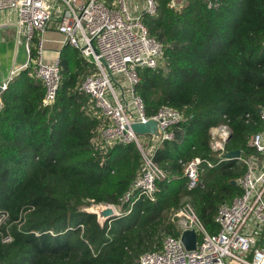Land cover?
<instances>
[{
    "label": "trees",
    "instance_id": "trees-1",
    "mask_svg": "<svg viewBox=\"0 0 264 264\" xmlns=\"http://www.w3.org/2000/svg\"><path fill=\"white\" fill-rule=\"evenodd\" d=\"M169 1L156 0L157 14L143 20L163 58L156 69L138 72L136 87L147 116L163 106L184 115L173 138L153 152L165 175L154 202L138 199L107 221L85 210L118 205L141 155L133 143L94 149L100 121L78 90L93 65L66 45L51 107L41 106L42 84L28 69L1 93L0 264H138L142 254L161 249L164 236L176 235L167 216L184 198L206 232L217 233V208L240 195L232 182L245 168L234 159L217 163L209 131L227 123L225 151L253 153L246 143L262 129L264 0H188L180 10ZM195 157L213 167L203 166V189L187 191L182 163Z\"/></svg>",
    "mask_w": 264,
    "mask_h": 264
},
{
    "label": "built area",
    "instance_id": "built-area-1",
    "mask_svg": "<svg viewBox=\"0 0 264 264\" xmlns=\"http://www.w3.org/2000/svg\"><path fill=\"white\" fill-rule=\"evenodd\" d=\"M143 2L140 11L137 3ZM188 0H170L168 6L182 9ZM156 0H0V13L12 12L16 26V45L24 46L27 60L22 67L29 70L32 79L43 87L41 106L51 107L56 100L61 75L59 59L43 61V33L51 23L63 36V43L79 51L93 71L79 84L78 90L90 99V110L100 121L98 133L92 139L95 150L105 152L114 145L133 143L140 152V170L129 189L111 207L116 216L125 205L132 206L138 199L154 202L156 182L165 178L155 163L153 152L164 141L173 138L171 129L184 120L182 112L163 106L147 116L136 92L141 69H156L162 63L163 47L148 34L143 24L146 16L157 14ZM36 38L35 48L31 43ZM96 52V54H95ZM0 85L3 92L8 82ZM1 92V93H2ZM0 93V110L3 107ZM262 129L247 139L250 156L240 152L237 159L245 168L235 184L241 193L230 204L221 203L214 222L218 231L206 232L191 204L185 203L168 212V221L176 235L163 237L161 249L140 256L138 264H264V107L259 111ZM155 121L159 138L144 136L152 142L143 143L131 126ZM227 123L209 131L210 149L217 163L227 160L225 145L231 136ZM147 146V147H145ZM212 168V162L195 157L182 163L187 179V191L204 188L201 181L203 166ZM193 231L196 248L185 250L181 236ZM6 237L3 241L10 242ZM253 248L250 258L247 253ZM243 254V258L237 256ZM249 259V260H248Z\"/></svg>",
    "mask_w": 264,
    "mask_h": 264
},
{
    "label": "crops",
    "instance_id": "crops-1",
    "mask_svg": "<svg viewBox=\"0 0 264 264\" xmlns=\"http://www.w3.org/2000/svg\"><path fill=\"white\" fill-rule=\"evenodd\" d=\"M13 20L12 12L0 13V26L10 25ZM14 34L15 29L0 31V46L3 44V49L0 51V85L7 83L12 73L16 76L22 71L27 60L24 42L21 45H16ZM43 38L45 39L43 61L50 63L55 61L56 57L59 59L60 51L66 45L63 43V36L56 31L54 23L49 24L44 30ZM13 43H15L14 48L12 47ZM31 45L32 48H35L36 38Z\"/></svg>",
    "mask_w": 264,
    "mask_h": 264
},
{
    "label": "water",
    "instance_id": "water-1",
    "mask_svg": "<svg viewBox=\"0 0 264 264\" xmlns=\"http://www.w3.org/2000/svg\"><path fill=\"white\" fill-rule=\"evenodd\" d=\"M2 29H16V26L13 24L10 25H1L0 26V31ZM96 54V52H95ZM1 89H0V93H1ZM131 130L138 136L140 137H144L147 135L152 136L153 138L157 139L159 138V132L157 129V123L155 121H148L145 124H134L131 126ZM240 156V152L239 151H232V152H227L225 157L229 160L234 159L237 160ZM232 184L235 185V182H232ZM98 220L100 221H107L110 220L113 217H116L113 209L111 207H99L96 209L95 212ZM181 242L185 248V250L187 251H193L196 248V235L193 231H187L184 232L181 236Z\"/></svg>",
    "mask_w": 264,
    "mask_h": 264
},
{
    "label": "rangeland",
    "instance_id": "rangeland-1",
    "mask_svg": "<svg viewBox=\"0 0 264 264\" xmlns=\"http://www.w3.org/2000/svg\"><path fill=\"white\" fill-rule=\"evenodd\" d=\"M137 5H138V8L140 9V11L143 10V9H142V7H143V2L139 1V2L137 3ZM2 13H6V12H2ZM13 17H14V15H13ZM146 17L150 18V16H146ZM8 41H9V39H8ZM6 45H7V44H6ZM43 46H45V39H44V41H43ZM12 47H13V48L15 47V43H13V46H12ZM2 49H3V44L0 46V51H1ZM56 59H57V57H56ZM140 140H141L143 143H145V142L147 143V142L149 141V142H150V145H152V142H151V140H150L149 138L142 137ZM145 147H147V146H145ZM230 202H231V201H228L227 203L230 204ZM185 203H188V199H187V198H184V199L182 200V202H181L180 205L185 204ZM101 206H103V205H98V206H96V205H91V206H89V207H86L85 210H86L87 212L95 213V212H96V209L99 208V207H101ZM253 248H254V247H252L251 250L247 253V256H248L249 258H250V256H251V252L253 251ZM237 256L240 257V258H243V254H242V253H238ZM248 260H249V259H248Z\"/></svg>",
    "mask_w": 264,
    "mask_h": 264
}]
</instances>
